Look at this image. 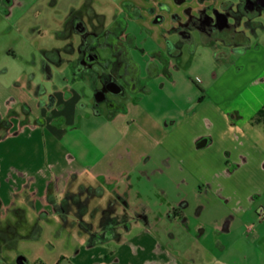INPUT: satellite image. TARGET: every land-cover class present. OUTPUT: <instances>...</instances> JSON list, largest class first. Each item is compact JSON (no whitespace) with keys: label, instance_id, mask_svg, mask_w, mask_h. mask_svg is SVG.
Returning <instances> with one entry per match:
<instances>
[{"label":"crops","instance_id":"1","mask_svg":"<svg viewBox=\"0 0 264 264\" xmlns=\"http://www.w3.org/2000/svg\"><path fill=\"white\" fill-rule=\"evenodd\" d=\"M156 1L143 21L165 29L161 34L165 46L176 50L154 51L145 83H138L141 73L134 63L136 71L127 74L130 99L122 106L115 101L117 97L109 98L106 92L104 101L110 112L102 122L104 130L70 137L66 127L73 123L77 102L71 99L70 88L64 92L59 87L48 94L49 101L43 100L42 106L49 110V117L27 124L14 110L16 99L0 87L6 90L0 95V222L5 212L12 210L21 219L28 207L42 219L51 212L65 210L78 218L85 213L89 219L75 223L77 231L85 234L83 245L73 255L76 264H182L153 240L149 232L153 229L144 218L149 214L146 206L129 201L136 181L148 175H167L168 185L174 190L194 187L195 183L200 194L215 197L230 212L220 224L216 223L218 255L202 250L198 256L208 258V264H229L223 260L228 256L230 264H264V220L258 221L255 211L256 207L264 208V121L252 122L258 112L264 113V42L252 43L244 32L245 44H226L228 52L220 56V72L213 75V80L197 86L194 94L184 88L176 97L168 96L164 82L153 83L163 76L174 80L170 73L173 58H180L189 44L194 53L215 44L199 30L185 25L188 18L199 17L205 6L224 0H191L196 3L181 15L157 8ZM185 1L174 0L179 5ZM87 8L91 16L82 17L74 11L71 17L76 16L100 41L105 11L95 10L90 3ZM136 9L135 5L130 7L141 15ZM135 17L131 18L137 20ZM115 22L112 29L116 42L134 45V37L122 29L121 22ZM109 31L105 35L113 33ZM154 55L163 65L162 70L153 63ZM110 70L101 71V75ZM123 71L117 69L119 79ZM97 75L96 79L101 76ZM195 82L201 83L198 79ZM120 86V93L114 95L126 98V89ZM92 90L94 96L98 90L95 83ZM22 110L29 111L26 106ZM98 111L94 116L100 114ZM163 187L160 185V195L167 196ZM186 205L185 195L175 196L162 211V219L184 220ZM134 227L138 230L130 240L122 236ZM153 227L158 229L155 222ZM197 230L195 235L202 238L205 228L199 226ZM165 232L174 238L170 230ZM143 253L149 255L144 257ZM183 254L196 256L189 251Z\"/></svg>","mask_w":264,"mask_h":264},{"label":"rangeland","instance_id":"2","mask_svg":"<svg viewBox=\"0 0 264 264\" xmlns=\"http://www.w3.org/2000/svg\"><path fill=\"white\" fill-rule=\"evenodd\" d=\"M153 1L0 0V87L4 86L18 102L14 110L17 111L20 120L31 124L39 118H48L50 112L42 106V101L48 102V94H53L59 87L64 92L66 88L68 91L70 88L71 99L77 101L73 123L66 127L70 137L81 134L88 135L89 131L93 129L104 130L102 122L109 115L110 109L105 101L95 104L92 86L95 83L96 87L101 89L103 81L101 76L96 79L97 73L101 75V71L112 69L111 66L116 62L110 45L111 42H116L112 29L117 22L115 20L121 22L122 29L134 37L135 44L132 46L126 42L121 43L123 46H127L128 55L133 59L130 62L138 65L136 67L141 73L138 77L139 84L148 81L146 68L149 63H152L150 59L154 51L161 49L174 52L176 50V47L165 46L161 37L165 29L157 28L153 24L143 21L151 14ZM156 2H158L157 8L170 10L179 15L183 14L186 7H191L196 3L191 0L181 5L176 4L174 0H157ZM215 2L213 1L210 6H205L207 13L211 14V9H222ZM89 3L95 10L105 11L106 20L104 21L103 37L100 41L98 40L95 48L99 62L94 60L90 70L79 73L80 70L77 67L78 64L80 65L78 48L82 43V38L78 33L68 32L66 23L71 19L74 11L80 13L82 17L91 16L87 8ZM133 5L138 8L136 9L137 14L139 10H145L146 13L139 11L141 15H136L134 11L130 10ZM167 14L170 17V14ZM134 15L137 16L135 17L137 20L131 18ZM252 23L250 26H244L242 22H236L235 26L237 30H243L252 43L259 40L264 42V18L257 17L252 20ZM108 31L113 33L107 36L105 33ZM198 41L197 38L196 42ZM214 41V47L198 49L195 53L190 51V44L186 46L182 51V56L173 58L174 60L171 62L173 66L170 67V73L173 74L174 82L163 76L159 77L153 86L158 82H164L165 91L169 92L168 96L176 97V93L180 89L188 88L194 94L197 91V86H202L201 84L213 80V75L220 72L222 61L220 56L222 57L224 52H228L226 44ZM52 50L58 52L59 62L47 60L44 52ZM154 57L153 63L158 64V68L161 67L162 70L163 65L159 63L157 56L154 55ZM105 59L109 61V64L104 67L101 65L102 60ZM126 61L117 65V69L120 67L123 70ZM175 79L178 82L176 84H174ZM196 79L201 83L195 82ZM191 80H194L195 84ZM117 83L126 89V98L121 99L111 91H107V94L109 98L117 97L115 101L122 106L125 101L130 99L131 90L127 79L121 78ZM5 91V89H0V95ZM185 105L187 103H184ZM22 106H26L29 111L25 113ZM95 110H99L97 113L100 114L94 116ZM169 112L172 113L173 110H169ZM92 141L94 140L92 139ZM94 143L97 144V141ZM147 180H151V183ZM168 182L167 175L145 176L141 181H136L134 187L131 188L130 203L137 204L140 201L146 206L149 214L144 218L149 220L146 225L153 229L149 230L153 240L163 246L165 252L169 251L175 260L182 264L210 263L208 258L198 256V253L206 250L213 256L218 255L220 247L217 245L216 236H214L215 227L216 223L220 224L224 217L230 215L229 210L222 202L215 200V197L200 194L195 183L194 187L189 185L174 190L170 184L168 185ZM160 185H164L163 192H166L167 199L165 198L167 196L160 195ZM179 193L185 195L187 201V205L183 208L184 220L169 221L168 217L162 219V211L168 207L167 204L175 196L180 195ZM259 208L256 207L255 211H258ZM251 213L249 212V216ZM83 214V217L78 218L65 210L61 213L51 212L45 219H42L39 213H35L32 207H28L22 213L21 219H17V214L13 210L6 211L2 222H0V264H17L16 260L20 256L25 258L23 264H76L73 255L78 247L83 245L85 234L77 231L79 227L75 223L79 222V219H81L80 221L89 219V215ZM64 219L67 223L64 222ZM154 222L158 225L159 230L155 227L152 228ZM199 226H203L206 232L202 238L198 239L195 233ZM137 230L138 228L134 227L126 234L122 232V236L130 240ZM169 230L173 233L174 238L169 237V233L165 232ZM100 236L104 237V235ZM221 242L223 245L226 244L224 241ZM183 251H189L196 256L190 258L189 255H184ZM152 252L155 253L156 249L152 248ZM142 255L145 257L149 254L143 253ZM150 257L151 255L148 259ZM223 260L229 264L231 262L229 256ZM211 264H215V262H211Z\"/></svg>","mask_w":264,"mask_h":264},{"label":"flooded vegetation","instance_id":"3","mask_svg":"<svg viewBox=\"0 0 264 264\" xmlns=\"http://www.w3.org/2000/svg\"><path fill=\"white\" fill-rule=\"evenodd\" d=\"M183 1L185 0H176L179 3ZM219 6L222 7L221 10L210 8L211 14L204 9L199 17L191 16L185 25L199 30L211 40H219L224 43L227 40L228 42L245 40L244 31L236 29V22H242L244 26H250L255 18H264V5L260 4V0H224ZM219 14L223 16H219ZM66 26L68 32L73 30L75 33L80 34L82 38V43L78 48L80 56V65H77L78 69L90 70L94 60L99 62V57L95 51L96 43L98 42L96 34L89 32L86 25L77 19L76 16L71 17ZM239 33H243L244 36L242 38L239 37ZM101 79L103 81V75H101Z\"/></svg>","mask_w":264,"mask_h":264},{"label":"trees","instance_id":"4","mask_svg":"<svg viewBox=\"0 0 264 264\" xmlns=\"http://www.w3.org/2000/svg\"><path fill=\"white\" fill-rule=\"evenodd\" d=\"M109 36V35H108ZM244 36L243 33H239V37L242 38ZM247 42V38L242 41H235V42H228V40L224 43L227 45H233V44H245ZM121 42H111L112 52L115 55L116 62L113 64L112 69L110 70V73L107 75H103V82H102V88L94 91V100L95 104H99L101 101H104L105 94L107 91H111V93H120L122 87L117 83V80L119 79V76L117 74V65L121 64L122 61H126V66H124L123 71V78L130 84L129 78L127 77V74L134 73L136 71V65L134 63H131L128 56H126L127 52V46H123ZM128 43V42H126ZM129 44V43H128ZM130 45V44H129ZM132 46V45H130ZM45 56L48 61L51 62H59L58 60V52L56 50L52 51H45ZM53 56V57H52ZM124 63V62H123ZM109 64L108 60H102L101 66H107ZM264 121V113L262 111L258 112L256 117L252 119V122H258V121Z\"/></svg>","mask_w":264,"mask_h":264},{"label":"built area","instance_id":"5","mask_svg":"<svg viewBox=\"0 0 264 264\" xmlns=\"http://www.w3.org/2000/svg\"><path fill=\"white\" fill-rule=\"evenodd\" d=\"M257 219L258 221L264 220V208L260 207L257 211Z\"/></svg>","mask_w":264,"mask_h":264},{"label":"water","instance_id":"6","mask_svg":"<svg viewBox=\"0 0 264 264\" xmlns=\"http://www.w3.org/2000/svg\"><path fill=\"white\" fill-rule=\"evenodd\" d=\"M260 4L263 6L264 5V0H260ZM219 16H223L222 14H219ZM223 20V19H222ZM24 262V257L20 256L17 260L16 263L17 264H23Z\"/></svg>","mask_w":264,"mask_h":264}]
</instances>
